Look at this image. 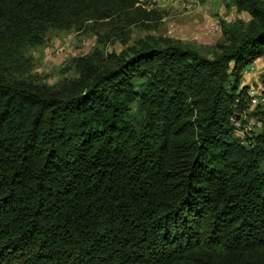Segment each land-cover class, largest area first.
<instances>
[{
	"label": "trees",
	"instance_id": "trees-1",
	"mask_svg": "<svg viewBox=\"0 0 264 264\" xmlns=\"http://www.w3.org/2000/svg\"><path fill=\"white\" fill-rule=\"evenodd\" d=\"M138 1L0 0V264H264V131L247 147L230 122L264 0H234L251 20L213 58L150 39L57 88L13 74Z\"/></svg>",
	"mask_w": 264,
	"mask_h": 264
},
{
	"label": "rangeland",
	"instance_id": "rangeland-1",
	"mask_svg": "<svg viewBox=\"0 0 264 264\" xmlns=\"http://www.w3.org/2000/svg\"><path fill=\"white\" fill-rule=\"evenodd\" d=\"M118 10V11H117ZM110 18H81L68 29L49 31L42 44L25 53L15 78L57 88L80 78L77 61L92 57L96 64L153 39L179 42L213 58L226 44L237 25L251 16L239 12L234 0H139L134 6L117 8ZM256 94L257 103L251 102ZM234 108L242 121L235 138L247 147L264 131V60L246 67L236 91ZM264 169V164H263Z\"/></svg>",
	"mask_w": 264,
	"mask_h": 264
},
{
	"label": "built area",
	"instance_id": "built-area-1",
	"mask_svg": "<svg viewBox=\"0 0 264 264\" xmlns=\"http://www.w3.org/2000/svg\"><path fill=\"white\" fill-rule=\"evenodd\" d=\"M251 102L254 104L257 103L256 94H253V96L251 95ZM230 122H231L235 131H241L242 121L237 116L231 117Z\"/></svg>",
	"mask_w": 264,
	"mask_h": 264
}]
</instances>
